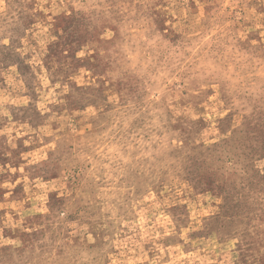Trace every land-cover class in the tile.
Here are the masks:
<instances>
[{
	"label": "rangeland",
	"instance_id": "1",
	"mask_svg": "<svg viewBox=\"0 0 264 264\" xmlns=\"http://www.w3.org/2000/svg\"><path fill=\"white\" fill-rule=\"evenodd\" d=\"M0 264H264V0H0Z\"/></svg>",
	"mask_w": 264,
	"mask_h": 264
}]
</instances>
